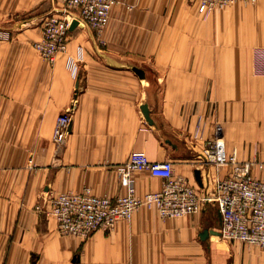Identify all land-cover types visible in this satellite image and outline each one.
<instances>
[{"label":"crops","instance_id":"crops-1","mask_svg":"<svg viewBox=\"0 0 264 264\" xmlns=\"http://www.w3.org/2000/svg\"><path fill=\"white\" fill-rule=\"evenodd\" d=\"M121 1L99 35L82 25L69 30L67 50L50 63L33 43L54 1L0 0V28L10 33L0 39V264H264V245L200 238L204 228L218 232L212 202L171 218L140 208L86 240L59 234L40 209L49 192L88 186L123 195L115 168L132 151L169 159L203 195L228 170L205 156L219 124L228 153L264 161V0L206 14L188 0ZM164 41L176 42L170 55L178 62L160 61ZM147 57L154 62H141ZM74 99L56 151V119ZM133 177L138 194L161 188L147 171Z\"/></svg>","mask_w":264,"mask_h":264},{"label":"built area","instance_id":"built-area-1","mask_svg":"<svg viewBox=\"0 0 264 264\" xmlns=\"http://www.w3.org/2000/svg\"><path fill=\"white\" fill-rule=\"evenodd\" d=\"M55 9L41 19V37L34 47L47 62H54L57 54L67 50L69 26L72 20L88 25L95 32H102L108 24L111 9L121 0H53ZM205 14L238 1L256 0H188ZM130 8V5H127ZM76 16V17H75ZM6 36V35H2ZM69 58L72 75L76 65ZM68 109L55 122L52 142L60 151L70 130L71 111ZM221 126L216 125L215 137L206 142L205 156L216 166L226 165L223 176L212 179L210 190L200 195L186 180L174 174L172 162L167 159L154 161L143 151H132L115 170L125 193L116 197L96 194L85 186L78 191L49 192L40 209L56 220L59 234L86 240L95 231L112 230L119 221L128 220L141 207L154 210L162 218L179 217L201 210L205 202L215 203L219 216L218 236L223 240H237L252 246L264 245V161L239 160L235 151L228 153L220 137ZM33 168V158H28ZM147 171L162 179L161 188L138 194L133 175Z\"/></svg>","mask_w":264,"mask_h":264},{"label":"rangeland","instance_id":"rangeland-1","mask_svg":"<svg viewBox=\"0 0 264 264\" xmlns=\"http://www.w3.org/2000/svg\"><path fill=\"white\" fill-rule=\"evenodd\" d=\"M233 5V4H232ZM230 6V5H229ZM227 7V6H226ZM224 8V7H223ZM223 8H220V9H223ZM220 9H215V10H220ZM215 10H213V11H215ZM200 11V10H199ZM212 11V12H213ZM201 12V11H200ZM76 17V16H75ZM80 24H82V23H80ZM80 24H78L79 26H80ZM77 25V26H78ZM0 26H4V24H2V25H0ZM83 27H87V28H89L90 30H92V31H94V29H92L91 27H89L88 25H82ZM4 27H6V25L4 26ZM3 28V27H2ZM2 28H0V39H5V38H7V37H9L10 36V33H9V31L8 30H6V29H2ZM106 28V27H105ZM104 28V29H105ZM2 29V30H1ZM103 29V30H104ZM95 32V31H94ZM96 34H100L101 32H99V33H97V32H95ZM2 35H6V36H3L2 37ZM171 37H172V35H171ZM187 40L184 38V40H181L179 43L180 44H184V47L185 48H187L186 47V44H187ZM172 43V44H171ZM176 46H177V44H176V42L174 43L173 41H168V43H167V41H164V44H163V51L161 52V54H162V57H161V60L160 61H162V62H178V60H177V58L175 57V56H173V58H172V56L170 55V50H171V48H176ZM33 47H34V43H33ZM35 48V47H34ZM260 49H261V47H260ZM262 60L263 61H261V59H260V62H264V59H263V57H262ZM80 61V59L77 61V62H79ZM141 62H154V60H150L148 57L146 58V60H144V61H141ZM182 62H185V60L184 61H182ZM201 62H202V60H201ZM220 126H221V124H219ZM220 134H221V132H220ZM221 139H222V141H224L225 139H223L222 137H221ZM225 142V141H224ZM257 158H253V159H251V160H256ZM258 160V159H257ZM141 208H143V207H141ZM220 238V237H219ZM220 240H222V238H220Z\"/></svg>","mask_w":264,"mask_h":264},{"label":"water","instance_id":"water-1","mask_svg":"<svg viewBox=\"0 0 264 264\" xmlns=\"http://www.w3.org/2000/svg\"><path fill=\"white\" fill-rule=\"evenodd\" d=\"M77 25H78L77 20H72V22H71V24H70V26H69V30H73ZM133 70H134L139 76H141V77L144 76V72H143L142 70H139V69H137L136 67H134ZM141 110H142V112H143V115H144L146 121H147L148 123L152 124V119H151L150 116H149V113H148V106H147L146 103H144V104L141 105ZM194 173H195L196 178H198V177H199V170H195ZM198 179H199V178H198ZM211 233H213V234H218L217 231H214V230H211V229H208V228H204V229H202V231L199 233V236H200L201 239H205V238H206L209 234H211Z\"/></svg>","mask_w":264,"mask_h":264},{"label":"bare ground","instance_id":"bare-ground-1","mask_svg":"<svg viewBox=\"0 0 264 264\" xmlns=\"http://www.w3.org/2000/svg\"><path fill=\"white\" fill-rule=\"evenodd\" d=\"M245 2H250V1H245ZM119 5H123V3H121V4H119ZM127 5H128V4H127ZM127 5H125V7H126L127 9H131V8H132L131 5H130V6H131L130 8H128ZM116 6H117V5H116ZM114 7H115V6H114ZM114 7H113V8H114ZM113 8H112V9H113ZM112 9H111V10H112ZM110 12H111V11H110ZM109 18H110V16H109ZM108 21H109V19H108Z\"/></svg>","mask_w":264,"mask_h":264}]
</instances>
